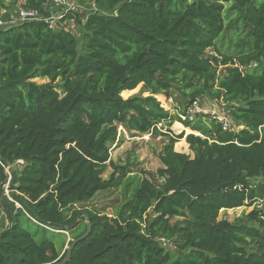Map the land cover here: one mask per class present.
Returning <instances> with one entry per match:
<instances>
[{
	"label": "trees",
	"instance_id": "trees-1",
	"mask_svg": "<svg viewBox=\"0 0 264 264\" xmlns=\"http://www.w3.org/2000/svg\"><path fill=\"white\" fill-rule=\"evenodd\" d=\"M74 1L98 11L50 27L52 0H0L2 10L21 2L40 15L0 26V264L65 258L67 249L37 239L20 217L71 238L68 247L90 225L65 264H264L263 210L218 219L221 210L264 208V0ZM67 21L82 27L78 38ZM139 84L150 95L122 98ZM172 92L185 101L175 114L155 98ZM204 99L241 128L180 118ZM175 122L198 136L173 135ZM119 128L166 143L162 168L123 203L112 199L107 216V205L88 204L131 173L109 160ZM183 137L192 157L174 151Z\"/></svg>",
	"mask_w": 264,
	"mask_h": 264
},
{
	"label": "rangeland",
	"instance_id": "rangeland-1",
	"mask_svg": "<svg viewBox=\"0 0 264 264\" xmlns=\"http://www.w3.org/2000/svg\"><path fill=\"white\" fill-rule=\"evenodd\" d=\"M71 1V0H69ZM50 9L53 8V5H50ZM12 9V8H11ZM54 9V8H53ZM16 9L12 10H2L0 9V14L4 15L3 19L0 21L4 23L5 21H14L8 24H16L19 22L16 16ZM52 11V10H51ZM78 11L83 14H90L97 12L98 10L94 7L93 4H80L78 5ZM53 12V11H52ZM54 13V12H53ZM51 13L48 14L50 16ZM66 28L70 30V32L78 38L81 35L82 27L80 25H77L73 21H67L65 22ZM221 70V68H219ZM37 84H43L47 83L46 79H37L34 80ZM133 95H142V96H148L150 95V91L147 87H144L143 84H139L134 90L131 92H125L121 93V96L123 99H127ZM156 100L160 103V106L164 109L169 111L172 114L176 113L175 108L179 105L182 107L184 106L185 101L177 94L172 92L171 98L167 99L164 96H155ZM198 106H200L202 109L207 111L209 114L212 112H215L217 118L227 117L225 109L222 105L216 103L215 101L204 99L202 101H198L196 103ZM194 106V105H192ZM192 106H188L187 110H185L184 114L188 112L189 109L192 108ZM206 116V115H205ZM207 117H210L207 115ZM181 118V117H180ZM182 119V118H181ZM229 121V128L233 127L237 131L241 128L237 124H235L232 120H230L227 117ZM157 128H161V125H158ZM182 128V129H181ZM170 131L173 135H179L181 133L184 134V137L193 134L195 136H198L197 133L192 132L190 129L185 128L181 123L175 122L171 127ZM162 133H166V129L162 130ZM121 135V136H120ZM119 136L120 139L123 137L122 142H119L117 145H114L111 149L109 160L116 165L117 167H127L131 173H128L122 180V184L116 188L111 193H99L97 194L94 199L88 204H98V205H107L104 213L107 216H112L114 213V210L111 209V207H108V203L112 199H116L117 205L119 203H123L124 200L129 198L134 190V188L138 185L139 181L141 179L147 178L146 173H152L155 174V172L162 168L160 161L158 159V155L160 154V151L162 150L163 146L166 143V137L162 135H155L151 136L149 134L138 136L136 134L130 135L126 132H124L121 128H119ZM182 138L180 141H178L174 145V151L186 155L193 156V153L190 151L188 144L185 141V138ZM182 141V142H181ZM183 145H180V144ZM185 144V145H184ZM185 146V148H184ZM20 166V165H19ZM19 166H12L14 170H18ZM113 170L111 167H107L104 173L102 174V179L107 180L110 175L112 174ZM262 177H256L251 179V183L255 184L260 182ZM5 196L9 195V189H7V192L4 193ZM103 207V206H99ZM257 209L258 211L263 210L264 208L259 203H255L252 207H240L232 210H221L218 216V219L225 220L227 222H239L242 220V217L247 215L252 210ZM20 221L22 223V226L29 231L31 234H33L37 239H42L44 237L51 239L54 241L55 246L58 248V250L61 252V254L68 248L67 243L71 240V238L66 237L60 233L54 232V231H44V230H37L36 226L29 222L26 218L20 217ZM3 219L0 220V223H3Z\"/></svg>",
	"mask_w": 264,
	"mask_h": 264
},
{
	"label": "built area",
	"instance_id": "built-area-1",
	"mask_svg": "<svg viewBox=\"0 0 264 264\" xmlns=\"http://www.w3.org/2000/svg\"><path fill=\"white\" fill-rule=\"evenodd\" d=\"M50 5H53L54 9L51 8V10L54 13L52 11H50L51 15L45 16V18H44L50 27L58 24L61 20L63 21V19L66 17V15L74 13V12H79L78 11V3H76L74 0H71V1H69V0H52L51 3H48L47 7H50ZM15 9H16V11H15L16 16H17V19L19 20V22L32 21V20L40 18V15L36 11L23 9L21 6V2H18V6ZM11 22H14V21H11ZM11 22L5 21L4 23H2L0 21V26H3L5 24L11 23ZM196 103L197 102H194L192 104L194 106L191 105L192 108L189 109L186 114H184L183 116H180L183 120L188 119L189 121H192L194 119L195 115H197V114H202V115H206V116L208 115L212 119H215L221 125L222 129L226 130L229 128V121H228L227 117L217 118V117H215L216 116L215 112H212L209 114L207 111L202 109ZM4 171L8 176L7 183L4 185V190H5V192H7L8 184H9L11 177H10L9 168H5Z\"/></svg>",
	"mask_w": 264,
	"mask_h": 264
},
{
	"label": "water",
	"instance_id": "water-1",
	"mask_svg": "<svg viewBox=\"0 0 264 264\" xmlns=\"http://www.w3.org/2000/svg\"><path fill=\"white\" fill-rule=\"evenodd\" d=\"M89 233H90V225L87 224L86 232L81 237H79L78 239L73 240L71 242L70 246L67 248V252H66L65 258L60 263H57V264H65L66 262H68L69 261V258H70L71 251L74 248V246L78 242L84 240L89 235Z\"/></svg>",
	"mask_w": 264,
	"mask_h": 264
},
{
	"label": "crops",
	"instance_id": "crops-1",
	"mask_svg": "<svg viewBox=\"0 0 264 264\" xmlns=\"http://www.w3.org/2000/svg\"><path fill=\"white\" fill-rule=\"evenodd\" d=\"M3 17H4V15H1V14H0V19H3ZM3 20H4V19H3Z\"/></svg>",
	"mask_w": 264,
	"mask_h": 264
},
{
	"label": "bare ground",
	"instance_id": "bare-ground-1",
	"mask_svg": "<svg viewBox=\"0 0 264 264\" xmlns=\"http://www.w3.org/2000/svg\"><path fill=\"white\" fill-rule=\"evenodd\" d=\"M128 93V92H127ZM182 129V128H181ZM182 142V141H181ZM180 145H183L182 143L180 144ZM185 145V144H184ZM184 148H185V146H184Z\"/></svg>",
	"mask_w": 264,
	"mask_h": 264
}]
</instances>
